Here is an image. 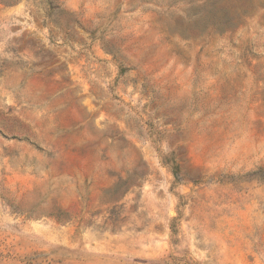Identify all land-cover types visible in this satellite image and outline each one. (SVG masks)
I'll return each instance as SVG.
<instances>
[{
    "label": "rangeland",
    "instance_id": "1",
    "mask_svg": "<svg viewBox=\"0 0 264 264\" xmlns=\"http://www.w3.org/2000/svg\"><path fill=\"white\" fill-rule=\"evenodd\" d=\"M264 264V0H0V264Z\"/></svg>",
    "mask_w": 264,
    "mask_h": 264
},
{
    "label": "trees",
    "instance_id": "2",
    "mask_svg": "<svg viewBox=\"0 0 264 264\" xmlns=\"http://www.w3.org/2000/svg\"><path fill=\"white\" fill-rule=\"evenodd\" d=\"M28 264H31V263H28Z\"/></svg>",
    "mask_w": 264,
    "mask_h": 264
}]
</instances>
